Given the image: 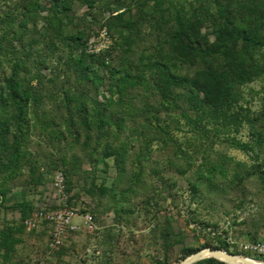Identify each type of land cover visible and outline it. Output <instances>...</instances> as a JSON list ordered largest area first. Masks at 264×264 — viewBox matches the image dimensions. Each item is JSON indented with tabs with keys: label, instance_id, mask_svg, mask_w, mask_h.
I'll return each mask as SVG.
<instances>
[{
	"label": "trees",
	"instance_id": "trees-1",
	"mask_svg": "<svg viewBox=\"0 0 264 264\" xmlns=\"http://www.w3.org/2000/svg\"><path fill=\"white\" fill-rule=\"evenodd\" d=\"M103 30L111 44L92 51L91 40ZM259 80L264 0H0V260L18 264L25 220L38 209L59 208L39 207L30 196L52 185L58 172L65 175L68 204L91 213L97 233L113 214L101 243L105 264H112L114 227L136 226L142 212L158 221L152 231L165 251L154 264H172L169 252L184 238L163 202L171 198L178 207L185 192L191 203L216 211L217 221L204 224L215 229L256 202L259 216L237 218L234 237L259 240L264 85L251 90V99L246 92ZM246 128L247 141L241 137ZM231 149L252 163L237 160ZM110 161L113 182L99 184L97 169ZM10 212L21 219L9 221ZM52 229L45 222L41 230L49 249L64 257L65 244L50 247ZM215 239L217 245L204 247L252 258L231 251L221 234ZM197 251L185 248L183 259Z\"/></svg>",
	"mask_w": 264,
	"mask_h": 264
},
{
	"label": "rangeland",
	"instance_id": "rangeland-1",
	"mask_svg": "<svg viewBox=\"0 0 264 264\" xmlns=\"http://www.w3.org/2000/svg\"><path fill=\"white\" fill-rule=\"evenodd\" d=\"M85 9L80 10L82 13ZM102 47V46H101ZM264 82L256 81L251 84L247 89V98L251 99L255 96V91L261 90ZM255 90L252 92L251 90ZM108 96L107 93L101 94V98ZM259 96H256L253 101V108L258 110L260 103L258 101ZM177 136L183 141L184 133H177ZM241 137L243 140H249V129L246 128ZM231 156H234L237 160L247 161L252 163L249 156L239 150L231 149L229 151ZM108 168L104 165H100L97 169L98 183L102 184L106 182L111 185L115 176V168L113 161H110ZM85 169L92 170L89 165L85 166ZM106 169V171H104ZM84 180L81 178L80 183ZM78 190V189H77ZM22 189L16 188L14 193L21 195ZM56 191L53 185L40 186L37 189L36 194L30 195L32 199L37 200L36 205L41 206L42 203H56L59 204L60 200L55 197ZM38 198V199H37ZM19 199L22 201V197ZM184 201L180 203L178 207L171 204L172 199L168 198L163 202L164 208L169 210V216L172 218V224L174 231L178 234H182L184 243L176 246L169 252V262L172 264H178L183 260L185 248H196L199 250L206 248L204 245L210 242L212 245H217L219 242L215 239L216 234H221L231 244V251L241 252L238 244L240 242L250 241V238L245 236L239 240L234 237L235 230L237 228L234 225V221L239 219L238 222L244 220L247 216L253 218L258 217V211L261 209L256 202L251 205H247L245 210L237 212L236 215H231L226 220L219 222L218 228L207 227L206 223H215L217 221L215 210H204L202 206L197 203H191L189 194L184 193ZM86 201L85 199H83ZM191 203V205H190ZM190 205V206H189ZM165 209H163L164 211ZM163 211L160 216H163ZM194 217L197 218L193 221ZM9 221H19L21 214L19 212H10L7 215ZM105 222L100 231L97 233V229L93 232L84 230V220L81 216L73 219V225L81 226L82 229L78 233L72 234L65 241V246L68 249V254L64 257H60L56 252L49 249V237L42 233V230L36 232L26 231L23 235L24 243L18 245L19 253L16 255L15 260L18 264H105L101 258L104 256L105 244L103 233L110 230L113 227V214L106 215ZM164 222V218H161L159 224ZM158 221H155L151 215L142 212V216L136 222V226L128 228L124 225L121 227H114L117 235L113 251L108 253V257L112 264H154V260L165 257V251L162 246L161 239L153 233V226ZM264 238V234L260 239ZM213 248V247H211ZM232 253V252H231ZM250 255V254H249ZM253 258L257 256L250 255ZM259 261V260H258ZM264 262V261H262ZM0 264H4L0 260ZM11 264V263H10Z\"/></svg>",
	"mask_w": 264,
	"mask_h": 264
},
{
	"label": "built area",
	"instance_id": "built-area-1",
	"mask_svg": "<svg viewBox=\"0 0 264 264\" xmlns=\"http://www.w3.org/2000/svg\"><path fill=\"white\" fill-rule=\"evenodd\" d=\"M111 44V40L106 32L103 30L99 37L94 38L90 42L92 51L99 52ZM102 46V47H101ZM65 175L63 172H58L53 177V188L56 191L55 197L60 200L59 204L50 203V206L58 205V209H45L41 208L36 210L30 218L25 220V226L28 231H39L45 222H50L53 225L51 232L50 247L53 250L60 249L65 244L66 239L74 232L82 229L81 226L73 225V219L81 216L84 220V228L93 232L97 229L95 220L91 213L81 214V204L70 206L68 204L69 198L65 188ZM238 247L241 252L254 255L264 256V238L257 241L240 242ZM253 259V257H252Z\"/></svg>",
	"mask_w": 264,
	"mask_h": 264
},
{
	"label": "water",
	"instance_id": "water-1",
	"mask_svg": "<svg viewBox=\"0 0 264 264\" xmlns=\"http://www.w3.org/2000/svg\"><path fill=\"white\" fill-rule=\"evenodd\" d=\"M207 258H215L227 264H255L253 262L258 261L244 255L233 254L226 250L206 247L184 258L178 264H195Z\"/></svg>",
	"mask_w": 264,
	"mask_h": 264
},
{
	"label": "bare ground",
	"instance_id": "bare-ground-1",
	"mask_svg": "<svg viewBox=\"0 0 264 264\" xmlns=\"http://www.w3.org/2000/svg\"><path fill=\"white\" fill-rule=\"evenodd\" d=\"M253 263H255V264H264V262H262V261H254Z\"/></svg>",
	"mask_w": 264,
	"mask_h": 264
}]
</instances>
